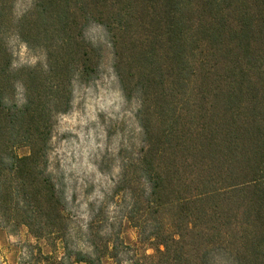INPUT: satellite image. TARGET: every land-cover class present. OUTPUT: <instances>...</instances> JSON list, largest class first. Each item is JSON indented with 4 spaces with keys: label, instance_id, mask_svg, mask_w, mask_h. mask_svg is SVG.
Instances as JSON below:
<instances>
[{
    "label": "trees",
    "instance_id": "obj_1",
    "mask_svg": "<svg viewBox=\"0 0 264 264\" xmlns=\"http://www.w3.org/2000/svg\"><path fill=\"white\" fill-rule=\"evenodd\" d=\"M0 0V229L63 245L60 264L118 260L119 237L81 231L51 171L59 117L100 78L101 27L138 141L123 147V220L154 253L129 264H264V0ZM44 61L14 67L10 38ZM25 150V153H21ZM102 248V249H101Z\"/></svg>",
    "mask_w": 264,
    "mask_h": 264
},
{
    "label": "rangeland",
    "instance_id": "obj_2",
    "mask_svg": "<svg viewBox=\"0 0 264 264\" xmlns=\"http://www.w3.org/2000/svg\"><path fill=\"white\" fill-rule=\"evenodd\" d=\"M33 0H17L16 13L22 15ZM87 38L106 48L100 78L75 87L72 110L59 117L52 138L51 171L67 200L71 220V245L74 251L90 252L80 232L92 228L101 237H119L118 260L154 251L139 243L138 230L123 220L126 200L117 191L123 147L138 141L135 121L136 103L127 102L112 68V54L105 31L92 26ZM14 67H33L44 61L41 52H33L17 38L9 39ZM21 153H25L22 150ZM102 249V248H101ZM64 255L62 243L36 239L27 228L12 234L0 229V264H60ZM104 264H116L106 257Z\"/></svg>",
    "mask_w": 264,
    "mask_h": 264
}]
</instances>
